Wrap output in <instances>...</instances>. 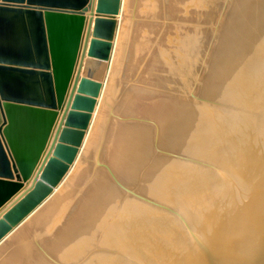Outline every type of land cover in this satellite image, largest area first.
Segmentation results:
<instances>
[{
  "label": "water",
  "instance_id": "95a60500",
  "mask_svg": "<svg viewBox=\"0 0 264 264\" xmlns=\"http://www.w3.org/2000/svg\"><path fill=\"white\" fill-rule=\"evenodd\" d=\"M122 10L0 0V244L59 205ZM193 98L135 87L98 188L36 264H264V0H231Z\"/></svg>",
  "mask_w": 264,
  "mask_h": 264
},
{
  "label": "rangeland",
  "instance_id": "374dc122",
  "mask_svg": "<svg viewBox=\"0 0 264 264\" xmlns=\"http://www.w3.org/2000/svg\"><path fill=\"white\" fill-rule=\"evenodd\" d=\"M125 1L121 16L122 31L115 47L117 48L116 60L113 58L117 77L115 85L118 87L114 94L116 102L110 105L105 102L101 106L98 115V119L101 118L98 146L94 148L88 160L80 161L74 173L64 184V189L58 190L56 197L58 195L59 205L54 213L45 214L47 206H43L38 213L40 217L34 225L31 224L26 233H24L25 227L21 226L20 230L15 232L11 239L9 238L7 246L3 245L0 248V252L26 262L29 260L32 264L40 260L54 242L51 238L69 224L83 203L85 204L93 191L97 189L93 187L95 182L91 181V175L95 168L101 170L102 167H98L96 161L107 165L135 87L191 101H194L193 97H196L231 0ZM113 114H117L116 116L120 118L116 119ZM104 123H108L105 125L107 128ZM103 126L107 135L101 141ZM110 138L112 143L108 159H106L103 155L110 146ZM71 176L73 180H69ZM42 218L48 220L49 227L41 236L42 233L36 232L35 227L38 225V220ZM38 235L40 239L37 241L35 237ZM29 244H31L32 255L27 257L23 252L27 250Z\"/></svg>",
  "mask_w": 264,
  "mask_h": 264
},
{
  "label": "bare ground",
  "instance_id": "6f19581e",
  "mask_svg": "<svg viewBox=\"0 0 264 264\" xmlns=\"http://www.w3.org/2000/svg\"><path fill=\"white\" fill-rule=\"evenodd\" d=\"M125 3H126V1L125 0H123V10H122V13H121V15L119 16V18H118V21L120 22V24H122V19H121V16H122V14H123V12H124V5H125ZM121 29L119 30V33H118V36H117V39L115 40V42H114V54H113V57H112V61H110L111 63H112V65H111V68H110V72L108 73V78H107V80L103 83V86H102V89H101V92H100V95H99V97H98V100H97V105H96V108H95V111H94V113H93V117H92V121H91V126H90V129H91V134L88 136V134H87V142H86V144H85V147H84V149L82 150V154L81 155H79L78 157H79V159H78V162H77V164H76V166H75V168H74V170L77 168V165H79V163H80V161H82V160H88L89 158L88 157H91V155H92V153H93V150H94V148L95 147H97L98 145H97V142H98V139H99V136H100V134H99V131H98V129H99V126L101 125V118H99L98 119V115H99V112H100V109H101V106H102V104L103 103H108V105H110V104H113V102L115 103L116 101H114V100H116V95H114L116 92L115 91H117L116 89L118 88L117 87V85H115V83H116V81H117V77H116V71H115V61L114 60H116V54H117V48H115L117 45L116 44H118V40L120 39V34H121ZM116 50V51H115ZM112 53H113V50H112ZM113 58H114V60H113ZM202 77V76H201ZM115 96V97H114ZM114 97V98H113ZM184 99V98H183ZM127 100V99H126ZM125 100V101H126ZM121 101V100H120ZM118 103V102H117ZM128 104V103H127ZM125 105V104H124ZM121 107V106H120ZM122 110V109H121ZM124 110V109H123ZM110 115V114H109ZM117 115V114H116ZM116 115H114L113 114V116L114 117H116V119L118 118H120L119 116L117 117ZM113 116H111V117H113ZM98 119V120H97ZM112 119V118H111ZM110 119V120H111ZM112 121V120H111ZM108 122H110L109 120H108ZM108 124V123H107ZM107 124H105L104 123V126L105 125H107ZM110 124H111V122H110ZM112 124H113V121H112ZM104 126L102 127V130H104ZM112 126V125H111ZM114 126V125H113ZM106 127V126H105ZM110 127V126H109ZM107 128V127H106ZM114 128V127H113ZM114 131V129L113 130H111V133ZM114 134V133H113ZM107 135V133H106V129L102 132V140L101 141H103L104 139V137ZM112 136V135H111ZM89 137V138H88ZM101 138V137H100ZM92 139H93V141H92ZM112 138H110V146L106 149V151H104L105 153H104V155L103 156H105V158L106 159H108V154H109V148L111 147V143H112V140H111ZM85 141H86V139H85ZM101 141H99L100 143H101ZM100 143H99V145H100ZM92 144V145H91ZM101 152V151H100ZM99 152V153H100ZM101 154V153H100ZM86 155H87V157H86ZM99 155V154H98ZM98 158H100V157H98ZM98 161V160H97ZM96 161V162H97ZM103 161V160H102ZM101 163V162H100ZM97 164V163H96ZM101 164H105L104 162L103 163H101ZM81 167V166H80ZM105 168H101V170H97L96 168H95V170H93L94 172H93V174L91 175L92 177H91V181H94L95 182V184H93V187H95V188H98V186H99V183H100V181H101V178H102V175H103V173H104V170ZM74 170L72 171V172H70V174H68V176H67V178H66V180H65V182L63 183V184H61L60 185V187L56 190V193L58 192V190H60L61 189V191L64 189V187H65V183H67V180H68V178H69V176L72 174V173H74ZM80 170V169H79ZM82 171V170H81ZM89 173V172H88ZM74 175V174H73ZM79 175V174H78ZM81 175H83V174H81ZM80 175V176H81ZM100 176V177H99ZM78 178H81V177H78ZM74 178L71 176V178L69 179V180H73ZM79 181V180H78ZM86 186V185H85ZM92 189V188H91ZM60 191V192H61ZM94 192V191H93ZM91 193V192H90ZM58 194V193H57ZM85 194V193H84ZM84 194H82V195H84ZM92 194V193H91ZM88 196V195H87ZM91 196V195H90ZM57 201H59V197H58V195H57ZM86 200V199H85ZM83 202H84V200H83ZM50 203V202H49ZM49 203H47L46 204V206H47V210L45 211L46 213L45 214H53L54 213V211L56 210V207H54L55 209L53 210V208H51L50 207V204ZM83 205H84V203H83ZM45 205H44V207H46ZM42 208V207H41ZM41 208H39V210H41ZM51 209H52V211H51ZM39 210H37V214H34V216H32L31 218H29V219H33V220H31L32 222H36L37 221V219L40 217V214H38L39 213ZM80 210V209H79ZM75 212V211H74ZM75 214V213H74ZM73 214V215H74ZM77 214V213H76ZM36 215V216H35ZM72 215V214H71ZM69 216V215H68ZM47 218V217H46ZM46 218H42L43 220L44 219H46ZM42 219L41 220H38V225L35 227V231L36 232H38V233H42V234H40L41 236L42 235H44L43 233H44V231L49 227V224H48V220L46 221V220H44V221H42ZM72 220V219H71ZM27 222H23L20 226H19V228H16L12 233H10L4 240H3V242H1V244H0V248H2L3 247V245H4V247L5 246H7L6 244H7V241L9 240V238L11 239V236L15 233V232H18V230H20V228H21V226H23V228L26 226V224L28 223V221L29 220H26ZM69 222V221H68ZM67 222V223H68ZM64 224V223H63ZM63 224H62V226H63ZM51 225V224H50ZM68 225V224H67ZM66 225V226H67ZM66 226H64L59 232H58V234L56 235V236H53L51 239L52 240H54L55 241V239L60 235V233L64 230V228L66 227ZM35 232V234H38V233H36ZM55 234V233H54ZM53 234V235H54ZM40 235H38V236H36L35 238H36V240L37 239H40ZM49 238V237H48ZM38 241V240H37ZM41 241V240H40ZM42 241H44V240H42ZM38 243V242H37ZM49 243H50V241H49ZM31 244H29V245H27V250L25 251V252H23V254H25V256H27V257H30L32 254V252H31V250H30V248H31V246H30ZM32 245H34V244H32ZM40 245H42V244H40ZM44 245V244H43ZM48 245H50V244H48ZM52 245V244H51ZM45 246V245H44ZM38 247V246H37ZM41 248H43L44 249V247H41ZM38 249V248H37ZM34 250V249H33ZM41 250V249H40ZM46 251V250H45ZM34 252V251H33ZM36 253H38V252H36ZM30 259V258H29ZM32 261V260H31ZM28 262H29V260H28Z\"/></svg>",
  "mask_w": 264,
  "mask_h": 264
}]
</instances>
